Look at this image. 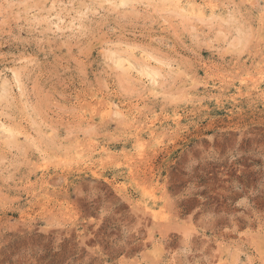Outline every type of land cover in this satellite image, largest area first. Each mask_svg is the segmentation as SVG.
<instances>
[{
	"label": "rangeland",
	"instance_id": "obj_1",
	"mask_svg": "<svg viewBox=\"0 0 264 264\" xmlns=\"http://www.w3.org/2000/svg\"><path fill=\"white\" fill-rule=\"evenodd\" d=\"M0 264H264V0H0Z\"/></svg>",
	"mask_w": 264,
	"mask_h": 264
},
{
	"label": "bare ground",
	"instance_id": "obj_2",
	"mask_svg": "<svg viewBox=\"0 0 264 264\" xmlns=\"http://www.w3.org/2000/svg\"><path fill=\"white\" fill-rule=\"evenodd\" d=\"M123 57V56H122ZM122 64V63H121ZM150 66V65H149Z\"/></svg>",
	"mask_w": 264,
	"mask_h": 264
}]
</instances>
